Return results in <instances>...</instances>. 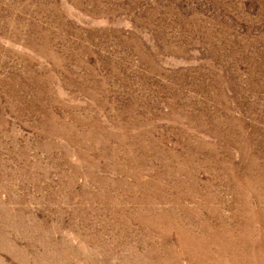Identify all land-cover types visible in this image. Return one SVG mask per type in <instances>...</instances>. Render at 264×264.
I'll list each match as a JSON object with an SVG mask.
<instances>
[{"label":"rangeland","instance_id":"374dc122","mask_svg":"<svg viewBox=\"0 0 264 264\" xmlns=\"http://www.w3.org/2000/svg\"><path fill=\"white\" fill-rule=\"evenodd\" d=\"M0 264H264V0H0Z\"/></svg>","mask_w":264,"mask_h":264}]
</instances>
